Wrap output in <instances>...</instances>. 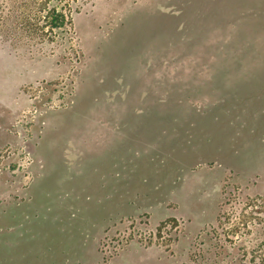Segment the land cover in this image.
<instances>
[{
    "label": "rangeland",
    "instance_id": "1",
    "mask_svg": "<svg viewBox=\"0 0 264 264\" xmlns=\"http://www.w3.org/2000/svg\"><path fill=\"white\" fill-rule=\"evenodd\" d=\"M230 1L86 0L59 43L0 37V264H264V105L231 165L203 131L228 70L264 64L229 14L260 4ZM61 109L93 133L66 142Z\"/></svg>",
    "mask_w": 264,
    "mask_h": 264
},
{
    "label": "trees",
    "instance_id": "2",
    "mask_svg": "<svg viewBox=\"0 0 264 264\" xmlns=\"http://www.w3.org/2000/svg\"><path fill=\"white\" fill-rule=\"evenodd\" d=\"M80 1L86 0H0V37L16 46L59 43L63 41L66 36L72 34L73 12L77 10ZM232 1L234 0H231L230 3H234ZM235 1L240 4L243 0ZM252 1L260 4L258 5L257 12L239 11L238 14L234 12H229V14H234L235 20H244L243 28H264V0ZM253 15L256 16L255 19ZM223 18H225V15ZM262 66L261 68H257V70L243 74H240L238 71L236 72L235 69L231 67L228 70L230 79H222L220 87L223 93V100L214 102V126L213 128L212 126L211 128H207L206 126L203 127V131H205L206 134L211 133L213 129V133H215L213 141L216 144V149L220 151L216 150L213 155H207L208 158H215L217 153L228 151L233 156L232 161L235 162L234 153L238 146H241V150H243L246 155V148L249 145L247 144L249 139H246V137H249L248 134H246L249 130L248 124H246V128L243 129L236 121H232V124L235 126L233 143L231 148L226 149L221 147L222 134L221 132L219 133V128L223 123L228 124L225 118H229L231 113L233 114V118L237 119V121L242 119L244 121L243 123H246L253 118L251 115L255 109L254 107L257 105H264V66ZM224 71L222 73L219 71V75L216 74V76H226L227 74ZM250 78L252 81H248ZM227 85L230 86V90ZM257 89H261V92L258 94H256V91L259 92ZM249 99H252L251 102ZM113 101L119 102V99L117 98ZM251 103L256 104V106ZM158 105L159 107L163 106L159 103ZM122 106L124 108V104H122ZM123 108L120 110V113H122ZM211 108L212 106L209 109ZM199 110L205 113L204 110L198 109V111ZM59 112L63 118H73L74 111L70 109H61ZM226 113L228 117H224ZM208 129L210 130L209 133ZM61 134L63 135V133ZM53 141L54 139H52V142ZM260 161L261 160H259L258 163H260Z\"/></svg>",
    "mask_w": 264,
    "mask_h": 264
},
{
    "label": "crops",
    "instance_id": "3",
    "mask_svg": "<svg viewBox=\"0 0 264 264\" xmlns=\"http://www.w3.org/2000/svg\"><path fill=\"white\" fill-rule=\"evenodd\" d=\"M103 104L105 105V103H103ZM115 105H119L120 109L123 108L122 104H119V102L111 101L110 106L114 108ZM227 113L224 115V117H228ZM75 117H77V118H75ZM233 119H235V118H233V114L231 113L230 116H229V118H225V120L228 121V124L223 123L220 126V128H219V133L221 132V134H222L221 135V138H222L221 147H223L225 149L232 147L233 138H234L233 137V132L235 133V126L232 124ZM61 120L62 121H61L60 127H61V125H65V124L68 125L69 127L72 126L71 127V130L67 126V129H66L67 132L66 133L64 132V134L62 135L65 141H66L65 137L68 135V133H70V134H72V133H75V134L76 133H79L80 135H84L87 132L88 133H93V131H94V129H93L94 127L93 126L95 124V120H94V117L93 116L92 117H88V116H83V115L82 116L77 115V116H74L73 118L72 117L71 118L66 117V118H63ZM100 121L101 120H99L97 122L99 123ZM100 125L102 126L101 128L103 129L102 132H105V120L103 122H101ZM100 132H101V130H100ZM54 141H55V139H54ZM99 141H100L99 139L98 140L97 139L95 140L93 138V136L91 135L90 140H89V143H90L91 146H94ZM66 142H68V141H66ZM62 148H63V146L60 149H62ZM215 158L220 163H223L225 165H231L232 162H233L232 161L233 156L228 151H226L224 153H217L215 155Z\"/></svg>",
    "mask_w": 264,
    "mask_h": 264
}]
</instances>
